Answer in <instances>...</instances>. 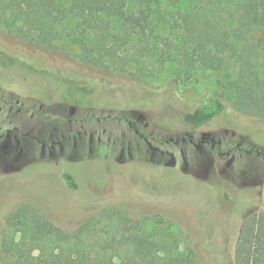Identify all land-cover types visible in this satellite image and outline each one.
Returning <instances> with one entry per match:
<instances>
[{
	"label": "rangeland",
	"instance_id": "obj_1",
	"mask_svg": "<svg viewBox=\"0 0 264 264\" xmlns=\"http://www.w3.org/2000/svg\"><path fill=\"white\" fill-rule=\"evenodd\" d=\"M78 55L75 47L45 49L0 28V98L13 104L9 117L29 132L19 137L24 153L16 162L0 152V264H51L55 255L65 257L59 234H35L41 224L89 242V264H108L110 258L117 264L111 233L100 231L109 217L115 224L139 223V231L157 244L153 254L162 264L186 258L190 249L202 264H232L245 218L264 210V121L231 106L226 87L234 68L199 69L184 78L167 65L136 84L82 65ZM260 69L264 73V61ZM211 98H220L225 109L194 129L184 115ZM127 121L153 140L206 133L231 152L218 158L208 145H180L187 164L175 155V167L163 166L150 160ZM69 126L72 134L81 131L75 145L65 142L62 155L41 158L30 136L43 139L53 128L62 133ZM63 173L72 176L76 189L68 188ZM17 214L24 225L7 223ZM95 216L98 232L87 237L81 226ZM133 262L161 264L131 255L122 264Z\"/></svg>",
	"mask_w": 264,
	"mask_h": 264
},
{
	"label": "trees",
	"instance_id": "obj_2",
	"mask_svg": "<svg viewBox=\"0 0 264 264\" xmlns=\"http://www.w3.org/2000/svg\"><path fill=\"white\" fill-rule=\"evenodd\" d=\"M0 28L45 49L55 44L63 50L75 47L82 65L136 84L157 76L167 65L184 78L199 69L220 72L234 68V77L226 87L232 92L231 106L264 121V73L260 69L264 61V0H0ZM130 68L137 71L132 73ZM225 107L220 98H211L184 119L198 127ZM62 177L68 188L76 189L71 175L63 173ZM95 218L81 226L87 237L98 232ZM11 220L16 226L25 223L19 214L9 216L7 223ZM107 222L100 231L111 233L117 264L124 263L128 255L132 260L149 258L151 263L158 260L162 264L163 259L153 254L159 251L157 244L139 231V223L115 224L111 217ZM44 230L59 234L61 251L68 252L65 257L55 255L51 264L93 261L89 242H76L46 224L34 232L42 237ZM232 262L264 264V210L245 218ZM108 264H115L113 258ZM168 264L202 263L190 249L186 258L170 259Z\"/></svg>",
	"mask_w": 264,
	"mask_h": 264
},
{
	"label": "flooded vegetation",
	"instance_id": "obj_3",
	"mask_svg": "<svg viewBox=\"0 0 264 264\" xmlns=\"http://www.w3.org/2000/svg\"><path fill=\"white\" fill-rule=\"evenodd\" d=\"M13 104L4 98H0V114H5L3 119H0V152L9 157L13 155V161L21 157L24 153V148L20 144L19 137L29 136V132L22 129L18 123L12 120L8 114L13 109ZM28 111V110H27ZM32 115V114H31ZM30 115V116H31ZM13 122V127H10ZM208 123V122H207ZM205 123V124H207ZM203 125L198 127L189 124L194 129H198ZM127 125L132 129L134 135L138 138L139 143L142 144L146 152H150L149 158L152 162L157 161L158 164L163 166H172L175 167L177 165V157L182 160L184 165H186V159L184 157L185 150L179 148L180 145L186 147H192L194 149L201 150L203 145H208L209 148L216 152V156L223 157L228 156L231 152V149H227L222 151L220 142L216 141L210 135L206 133H201L199 136L192 134H185L176 139H168V140H153L149 139V137L143 134L139 128L136 126V122L127 121ZM86 133V132H84ZM39 135L41 133H38ZM40 137V136H39ZM37 135H32V138L40 147V156L41 158L46 157L50 160L56 159L57 155L60 156L64 151L65 142L69 143L73 140H76V137H81V131L78 130L75 134H72L71 126L66 129V132H58L57 128H53L52 132H50L46 138L39 139ZM92 141V137L88 138V142ZM97 141L100 142V138H97ZM171 144V146H167ZM75 145V142L73 143ZM123 148L120 147L118 152V158L121 159L123 157ZM128 155L131 157L130 153ZM259 156L260 154L257 153ZM233 159V157H232Z\"/></svg>",
	"mask_w": 264,
	"mask_h": 264
}]
</instances>
